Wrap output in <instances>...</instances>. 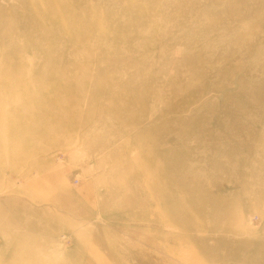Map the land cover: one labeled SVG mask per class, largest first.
Here are the masks:
<instances>
[{"label": "rangeland", "instance_id": "rangeland-1", "mask_svg": "<svg viewBox=\"0 0 264 264\" xmlns=\"http://www.w3.org/2000/svg\"><path fill=\"white\" fill-rule=\"evenodd\" d=\"M0 264H264V0H0Z\"/></svg>", "mask_w": 264, "mask_h": 264}, {"label": "built area", "instance_id": "built-area-1", "mask_svg": "<svg viewBox=\"0 0 264 264\" xmlns=\"http://www.w3.org/2000/svg\"><path fill=\"white\" fill-rule=\"evenodd\" d=\"M74 181H75V183H77V180L76 179Z\"/></svg>", "mask_w": 264, "mask_h": 264}, {"label": "crops", "instance_id": "crops-1", "mask_svg": "<svg viewBox=\"0 0 264 264\" xmlns=\"http://www.w3.org/2000/svg\"><path fill=\"white\" fill-rule=\"evenodd\" d=\"M53 176V175H52Z\"/></svg>", "mask_w": 264, "mask_h": 264}]
</instances>
